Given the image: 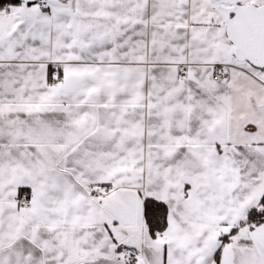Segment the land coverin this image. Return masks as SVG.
<instances>
[{"label":"snow or ice","instance_id":"1","mask_svg":"<svg viewBox=\"0 0 264 264\" xmlns=\"http://www.w3.org/2000/svg\"><path fill=\"white\" fill-rule=\"evenodd\" d=\"M0 264H264V0H0Z\"/></svg>","mask_w":264,"mask_h":264}]
</instances>
